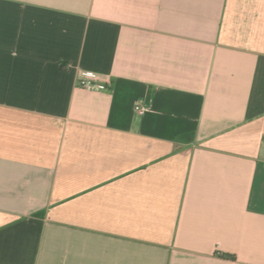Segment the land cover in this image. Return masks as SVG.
<instances>
[{
    "label": "crops",
    "instance_id": "0c3cea01",
    "mask_svg": "<svg viewBox=\"0 0 264 264\" xmlns=\"http://www.w3.org/2000/svg\"><path fill=\"white\" fill-rule=\"evenodd\" d=\"M0 264H264V0H0Z\"/></svg>",
    "mask_w": 264,
    "mask_h": 264
},
{
    "label": "built area",
    "instance_id": "2783aa9c",
    "mask_svg": "<svg viewBox=\"0 0 264 264\" xmlns=\"http://www.w3.org/2000/svg\"><path fill=\"white\" fill-rule=\"evenodd\" d=\"M78 85L87 90H106L108 85L105 82L99 81L97 78L87 72H82L78 78ZM144 111L143 107H137Z\"/></svg>",
    "mask_w": 264,
    "mask_h": 264
}]
</instances>
